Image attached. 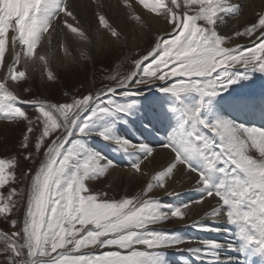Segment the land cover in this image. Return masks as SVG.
<instances>
[{
    "label": "snow or ice",
    "instance_id": "1",
    "mask_svg": "<svg viewBox=\"0 0 264 264\" xmlns=\"http://www.w3.org/2000/svg\"><path fill=\"white\" fill-rule=\"evenodd\" d=\"M141 2L148 6L147 0ZM190 2H198L202 7L195 16L176 17L173 14V27L167 34L168 38L158 39L147 56L133 61L139 71L131 72L121 84L145 85L156 80L168 83L171 77L177 82L163 90L177 99L188 90L199 94L200 102L191 107L183 106L180 130L174 131L168 142L162 145L171 150L174 158L152 180L164 187L165 178L183 166L187 174H195L196 189L204 193L196 202L205 198L216 199L218 204L212 215L217 218L221 205L226 207V218L238 226L240 237L264 252V129L237 125L227 119L209 122L199 116L205 107L203 101L215 96L227 84L235 83L234 78H229V71L234 65L253 66L264 71V42L248 52L241 51L240 47H224L225 37L217 34L215 25L221 20L220 13L232 9L224 6L225 0ZM151 6L153 9L163 7V0H153ZM61 14L76 20L68 0H0V63L3 62L7 34L11 29L13 51L18 42L26 61L38 58L45 61L47 70L46 57L36 54L37 45L45 34H51L50 29L59 22ZM98 19L113 37H120V32L108 23L104 15ZM199 19L205 20L208 27L199 26L196 23ZM64 26L79 38L87 40L85 33L67 19ZM258 28L264 29V13L259 15L258 23L246 28L243 34L250 36ZM257 39L264 41V31ZM149 57H153L151 64L145 66ZM19 60L20 53L15 52L14 63ZM47 75L50 79L54 78L50 70H47ZM8 77L19 80L25 77V72L13 71L10 65L5 79ZM0 90L12 101L17 100L7 91L6 84L0 83ZM114 91L113 88L107 89L108 94ZM98 99L100 93L84 95L72 103L26 102L32 103L44 117L40 140L60 129L62 133L49 145L45 153L46 161L32 176L22 227L12 233L22 243L14 240L6 249L12 253L8 257L9 264H161L158 250L182 242V239L160 230H150L148 225L168 219L169 213L172 217H183L182 209H186L191 201L174 207L162 205L158 199L152 198L117 200L106 195L90 194L85 181L102 175L114 165L109 160L100 164V154L88 150L79 140L73 141L71 137L76 130L85 133L87 121L78 123L79 118ZM128 107L130 105L121 106L109 101L107 105L97 104L92 116L125 111ZM0 111L12 119H27L20 107L6 103L3 97H0ZM53 111L62 117L60 122L53 117ZM203 130L213 135L210 137ZM106 132L107 129L98 132V135L109 139ZM115 142L123 150L130 151L129 141L117 138ZM136 147L143 151L145 158L153 156L151 147L132 146V150ZM253 150L259 158H254L251 154ZM194 157L202 161V167H193L190 160ZM5 163L0 160V185L7 180ZM130 167L134 172L140 171V159ZM152 187L150 182L145 194ZM167 194L174 195L175 192ZM11 210V205H0V214ZM12 223L16 224V221ZM202 243L207 249L216 246L215 241ZM139 245L147 246L149 251L139 250ZM109 246L118 250L94 251ZM190 251L200 253V249Z\"/></svg>",
    "mask_w": 264,
    "mask_h": 264
},
{
    "label": "rangeland",
    "instance_id": "2",
    "mask_svg": "<svg viewBox=\"0 0 264 264\" xmlns=\"http://www.w3.org/2000/svg\"><path fill=\"white\" fill-rule=\"evenodd\" d=\"M76 1L77 0H74L69 3L72 5H70L71 10L72 8H74ZM135 1L139 2L140 0ZM177 1L182 5V8L179 9V11L182 12L181 17H183L184 15L195 16L197 11H199V9L202 7L198 2H190V0ZM140 3L142 4L141 1ZM128 9L129 8H127L125 12L129 16L125 17V19L127 18L126 20L129 21L132 20V22L137 25L138 19L135 18L136 15L133 14L132 16V13L129 12L130 9ZM162 12L163 9L162 7H160L158 9V13L160 14ZM172 20L173 19H171V21H166L168 29L167 32L162 35V37H149L148 41L146 42L147 44L145 43L142 47H140V49H132L125 44H122L123 47L120 45V47L116 49L113 48V45L111 43H109V45H107L106 47V51L100 50L101 48H99L98 50L94 51L95 53H93L92 58H89L87 56V50H84L82 47H80L85 43H87L88 47L90 48H92V45L86 42L85 39L79 38L77 34H73L70 30L64 27L63 22L58 32L59 36L58 34H54L56 33V31H53V33H51L50 35L45 34V40L42 39V41L37 45L36 49L37 56L44 55L46 57L47 70L52 71L54 78L50 79L48 77L45 61H40L38 58L27 59L26 61L25 57L23 56L22 46L20 47L19 45V47L15 49V52L20 53V60L14 63V52V57L12 58L10 65L13 71H24L25 77L15 81L8 77L6 79V82L11 85L14 84L13 86L16 87V91L14 92L13 90H10L8 88L7 91L11 92L12 95L17 97V100H20L22 102L44 101L45 103L51 104L72 103L74 99H82L84 95L90 94L95 96L96 92L101 91L100 99H98L94 103H91L79 118L78 123H84L85 121H87L88 127L85 133L81 134L78 130H76L74 131L71 139L73 141L79 140L83 145L86 146L88 150L92 152L99 151L102 157L101 161L99 162L100 164H106L107 160H109L112 163H116L118 168L126 169V167L128 168V165L131 166V164L134 163V161L132 162V159L122 158L126 161V163L124 162L123 166L119 161L121 160V158L111 159L109 155L104 156L103 151L100 148H96L100 147L96 144H99L100 140H102V142L105 143L107 149L115 151L114 146L116 142L115 136H113L114 132H117L118 129H123L124 125L122 127L120 125L122 123H126V120H128V118H140L141 113L147 114L145 112L146 103L148 104V106H152L150 109H148V111L153 107H156L158 109L159 107H162L161 105L165 104L172 117H177L179 115L180 117H178L177 119L181 120L183 106L187 105L191 107L200 102L199 94L195 92V90H188L184 92L181 95L180 99H177L175 95L164 91V87L171 86V84H175L177 82L171 77H169L168 83L156 80L145 85H136L134 83L135 86H131L126 89L121 88V86L125 84H121V81L124 80V78L133 71V61H135L136 59H142L143 57L147 56L148 52H150L151 49L155 46L158 39L168 38L167 34L172 31L173 27ZM75 21H79L77 26L79 25L78 27L83 32L86 31L85 22L82 21L81 18H77ZM59 22H62V20H60ZM196 23L199 26L208 27L206 21L203 19L197 20ZM216 28L217 27L215 25V29ZM99 31L104 32L101 35L112 36L110 30L101 25L99 27ZM10 32L11 29L9 33ZM9 33L7 34L8 37ZM218 35L221 34L218 33ZM50 36L52 37V39ZM257 36L259 37V35ZM257 36L254 37L255 39L252 38L249 41V38L247 39V36L245 35L243 36L244 39H247L245 43L234 44L233 46L228 48L240 47L241 51L243 52L251 51L257 46L258 43L264 42L258 40ZM249 37H251V35ZM8 40L9 39L7 38L3 62L0 63V71H2V65L5 61L7 46L9 43ZM116 40L118 43L121 40H124V38L123 36H120L118 39L116 38ZM52 43L55 44L52 45ZM223 46L227 47L225 46V44H223ZM72 50L75 51L77 57L80 60V62H78L79 65L76 62V57H74V53L72 52ZM152 59L153 57H149L148 60L145 61V66L151 64ZM57 61H65L69 63L68 67L66 68L64 66H58L57 64L55 65ZM249 70H251V73H247V71ZM258 72L264 71H260L253 66L234 65L233 68L229 71V78H234L235 83L227 84L226 86L222 87L215 96L210 98L209 101L207 99L203 101V103H205V107L202 108L199 116L206 121H214L211 120L213 115L210 111V108L209 111L211 114H209L207 107L218 97V95H220V93L234 95L236 93H246V90L251 91V89H255L250 84L256 83L259 80L258 78L261 74H259ZM136 78L139 79V76H137ZM108 88L118 90H115L110 94L102 92L104 89ZM119 88L121 89L119 90ZM2 91H0V97H3L6 103H12L13 107H20L21 110L25 112V115L27 117V119L19 117L16 119H12L9 116L5 115L4 112L0 111V160L6 161L5 176L7 178L6 183L0 185V205L12 206V210L10 212L6 211L5 213L0 214V264H9L8 257L12 255V253L10 251H6V249L11 243H13L14 240L16 243H22V240L13 237L12 233L18 232L22 227L24 211L27 205L29 189L32 182V176L35 174V171L39 169L40 165L46 161L47 157L45 156V153L48 151V147L52 144V141L62 133V129L57 130V132L52 134L51 136L45 137L43 140H40L44 121V117L42 116V114L38 112L37 108L33 106L32 103H29L31 104V106H23V104H20V102H18L17 100L12 101L9 97L5 96V92ZM16 92L17 95H15ZM109 101H112L114 104L121 106L130 105V107H128L125 111H113L103 116H92V111L95 109L97 104L103 103L107 105ZM163 115V113H158V116L163 119L159 127H162L163 129L161 133L166 135L168 133V129L166 128V120L164 119ZM53 117L57 120V122H60L62 120V117H60L59 114L55 111H53ZM121 117L123 118L122 120ZM237 125H240V123H237ZM148 126L150 127V123H148ZM29 129H31V131H29ZM105 129H107L106 135L110 137L109 141L98 135V132ZM125 130V140L129 141L128 136L130 134L132 135L131 140L133 142L134 136L132 133L137 130V127H135V125H133V127L130 125V127L127 126ZM203 131L206 135H209L211 137L209 133H207L205 130ZM25 136H27V139H25ZM147 138L149 139V142L146 143H150L149 136ZM112 142L114 146L112 144L110 145V143ZM160 142L167 143L168 141H165L163 138H161ZM37 143H39V148H37ZM166 149L170 154L174 155L173 153H171V150L169 148ZM118 151H116V154L118 156L120 154V156L123 155V157H125L126 153H124L119 148ZM127 153L130 152L128 151ZM143 156L144 153L139 155V157L141 158H143ZM196 159L192 158L190 160V163L196 161L197 165H194V167L200 168ZM136 173L138 174V172H134L133 174ZM143 183L144 181L138 182L136 180H133L127 185L124 177L121 174L112 176L111 178L108 169L105 170L102 175H98L94 179L85 181L86 187L90 188L91 190L90 194H97L98 196L106 195L110 199L119 200L121 198L138 197L139 199L143 200L148 198H157L159 199L160 203L165 206H180L185 204L181 199H176V194H174L173 196L166 194L164 196H160V198L146 195L144 193ZM183 192H185V190ZM182 210L184 212V209ZM184 216L185 212L183 217ZM179 218L182 217H172L169 213L168 219L156 224L148 225V227L150 230H160L172 236L176 235L178 236V238L184 240V238H182V235L179 233L183 232L178 229L190 230L191 227L196 226V223H193L192 226L189 227H181L175 222ZM13 221H16V224H13ZM160 226L161 228H159ZM77 227H79V225H77ZM188 240L191 241L192 238ZM183 245L184 243L167 248L176 249L177 247H180L181 249L184 247ZM137 247L141 251H149V249H147V246L145 245H139ZM116 250L118 249L115 246H109L105 249H96L94 251L96 253H99L102 251ZM85 251L87 250H81V252ZM184 261L187 263L189 260L187 257H184Z\"/></svg>",
    "mask_w": 264,
    "mask_h": 264
},
{
    "label": "bare ground",
    "instance_id": "3",
    "mask_svg": "<svg viewBox=\"0 0 264 264\" xmlns=\"http://www.w3.org/2000/svg\"><path fill=\"white\" fill-rule=\"evenodd\" d=\"M72 1L74 0H68V3H71ZM140 1L137 2L135 0H127V3H125V0H77L76 4L74 2L75 6L72 8L73 14L75 15L76 19L81 18L82 21L85 22L86 31H84V33L86 32V42L92 45V48L88 47L87 43L80 46L84 50H87L86 52L89 58H92L93 53H95L94 51L98 50L99 48H101L100 50L106 51V47L109 45V43H111L113 48L116 49H118L120 45L122 46V44H125L132 49H140V47H142L148 41L149 37H162V35L167 32L168 25L166 21H171V19H173V14H175L176 17H181L182 15V12L179 11V9L182 8V5L177 0L176 3H172V0H163V12L160 14L158 13L160 6H157L155 9L152 8L151 5L153 0H147V7L144 3L141 4ZM224 6L228 9H232V11H226L219 14L221 20L217 21V28L215 30L217 34L219 33L225 37V46L231 47L234 44L245 43L248 38L250 41V39L256 37L257 35L260 36V32L264 31V29L258 28L257 31L252 33L251 37L246 35L247 39L243 38V36H245L243 34L244 30L250 27L252 24L258 23L259 15L264 13V0H225ZM127 8L130 9L129 12L132 13V16L133 14L136 15L135 18L138 19L137 25L134 24L132 20L129 21L126 20L127 18L125 19V17L129 16L125 12ZM169 9L171 11H168ZM100 15L105 16L108 23H111V25L115 27L118 32H120V36H123L124 40H121L117 43L115 37L101 35L104 32L99 31L100 23L98 17ZM65 19H67L68 22H72L73 26H77L79 22L73 21L71 17H64L63 14H61V17H59L58 20H62V22L56 23L55 27L50 29V33L56 31L54 34H58L59 29L61 28V25ZM236 33H241V35L238 36ZM11 35L12 32L9 33L8 37L9 43L7 46L5 61L2 65V71H0V82L6 84L8 89L15 92L16 87L13 86L14 84L11 85L7 83L5 79L9 71L11 60L14 57V46L11 41ZM53 44L55 43H52V45ZM18 47L19 44L18 46L16 44L15 49ZM72 52L74 53V57H76V62L78 64L80 60L77 57L75 51L72 50ZM56 64L58 66H64L67 68L69 63L65 61H57L55 65ZM133 67V71H139L135 68L134 63ZM125 84L127 85V82H125ZM131 86H135L134 83H132ZM262 89L263 87L260 88V91H262ZM15 95H17V92ZM220 95H218V97L207 107L209 114H211V111L213 115L211 120L215 121L217 119H227L237 124L238 121L235 119V116L238 112H236L235 109L250 103L251 98H243L240 101L235 102V99L238 97H230L227 94L222 93H220ZM151 107L152 106H147L145 109L147 114H142L141 118L139 119L131 118L127 120L124 128L118 129L117 132L115 131L113 134L115 139L119 138L125 140L126 133H124V131H126L125 129L127 126L130 127L131 125L133 127V125H135V127H137V130L132 133L134 136L133 142L131 140L132 135L129 134L128 136V140L130 142L128 145L130 153H127L128 151L123 150V147L117 143H115V146L126 153L125 157L132 159V162L134 161V163H136L140 159V171H138V174H133L134 171L131 169L130 165H128V168L126 167V169H121L117 167L116 163H113L114 166L108 168L110 177L112 178V176L121 174L124 177L127 185L133 180L138 182L144 181V193L145 189L148 187V184L151 182L153 183V187L148 190L146 194L149 196L160 198V196H164L169 192H175L177 200L181 199L185 204L191 201V203H188V207L184 209L185 216L177 219L175 222L181 227H189L192 226L193 223H196L195 227H191L190 230H188L189 237L192 238V240L184 241V247L181 248V251L178 249L167 251L166 255H164L167 256V259L165 261L162 260L161 264H181L178 261L180 252L185 253L188 257H190L192 264H232L231 261L226 259L227 252L226 249L223 248L224 242L226 240L224 235V223H230L225 215L227 208L221 205L220 209L218 210L217 218H215L212 213L213 209H215L218 204L216 199L205 198V200L199 203L196 202L204 195V193L196 189L195 174L189 175L186 173V170L183 168V166H179L167 178H165L164 187L158 186L152 180V178L158 172L163 171L167 167L168 163H170L171 159L174 158V155L170 154L166 148L162 147V145L166 143H161V138H163L165 141H168L169 136L174 131L180 130V125L182 122L181 120L177 119L180 117L179 115L177 118L172 117L165 105H162V107H159L158 109L153 107L148 111V109ZM158 113L164 114L163 117L166 120L164 121L166 123V128L168 129V133L166 135L161 133L163 129L162 127H159V125L162 123L163 119L158 116ZM148 123H150V127L148 126ZM148 136L150 138V143H146L149 142V139L147 138ZM139 145L151 147L153 149V156L147 158L144 156L143 158L139 157L143 151L139 150L138 147H136L135 150H132V146ZM95 153L100 154L99 151H96ZM251 154L254 156V158H259L258 153L255 152V150H253ZM119 161L123 166L124 162L126 163L125 159L123 160L122 158ZM191 164L193 167L194 165H197L196 161H193ZM184 190L185 192H183ZM230 224L233 225V223ZM159 228H161V226ZM196 235H200L202 239H199L196 237ZM202 241H215L216 246L209 247V249H207L203 245ZM190 249H200V253L190 251ZM206 252H209V255H205ZM191 263L188 262V264Z\"/></svg>",
    "mask_w": 264,
    "mask_h": 264
}]
</instances>
